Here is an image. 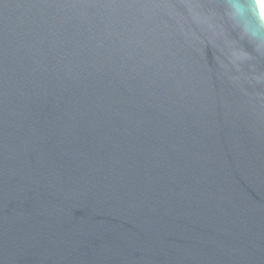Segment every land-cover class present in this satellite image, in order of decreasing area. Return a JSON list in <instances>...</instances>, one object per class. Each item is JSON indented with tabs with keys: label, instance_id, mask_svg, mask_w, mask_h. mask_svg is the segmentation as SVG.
Instances as JSON below:
<instances>
[{
	"label": "water",
	"instance_id": "1",
	"mask_svg": "<svg viewBox=\"0 0 264 264\" xmlns=\"http://www.w3.org/2000/svg\"><path fill=\"white\" fill-rule=\"evenodd\" d=\"M0 264H264L250 0H0Z\"/></svg>",
	"mask_w": 264,
	"mask_h": 264
},
{
	"label": "clouds",
	"instance_id": "2",
	"mask_svg": "<svg viewBox=\"0 0 264 264\" xmlns=\"http://www.w3.org/2000/svg\"><path fill=\"white\" fill-rule=\"evenodd\" d=\"M250 7H251V11H252V13L256 16L257 26H258V27H264V22H261V21L259 20V18L257 17V15H256L255 5H254V3L252 2V0H250ZM259 47H260V46H259Z\"/></svg>",
	"mask_w": 264,
	"mask_h": 264
},
{
	"label": "bare ground",
	"instance_id": "3",
	"mask_svg": "<svg viewBox=\"0 0 264 264\" xmlns=\"http://www.w3.org/2000/svg\"><path fill=\"white\" fill-rule=\"evenodd\" d=\"M259 2H260V5H261V8H262V12L264 14V5H263V2H262V0H259Z\"/></svg>",
	"mask_w": 264,
	"mask_h": 264
},
{
	"label": "rangeland",
	"instance_id": "4",
	"mask_svg": "<svg viewBox=\"0 0 264 264\" xmlns=\"http://www.w3.org/2000/svg\"><path fill=\"white\" fill-rule=\"evenodd\" d=\"M262 2H263V5H264V0H262Z\"/></svg>",
	"mask_w": 264,
	"mask_h": 264
}]
</instances>
